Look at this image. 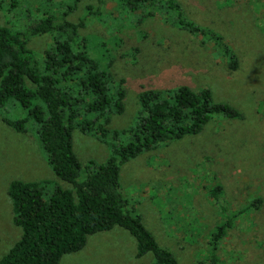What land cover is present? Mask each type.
I'll return each mask as SVG.
<instances>
[{
  "label": "rangeland",
  "instance_id": "rangeland-1",
  "mask_svg": "<svg viewBox=\"0 0 264 264\" xmlns=\"http://www.w3.org/2000/svg\"><path fill=\"white\" fill-rule=\"evenodd\" d=\"M258 1L173 0L176 13L165 0L134 8L119 0H77L72 9L70 0H0V24L24 40L38 70H43L44 52L62 36L56 31L31 34L29 24L45 11L55 20L77 22L87 4L98 6L78 36L86 39L87 54L110 71L109 95L119 85L123 88V108L110 114L105 140L73 124L79 178L88 160L103 163L110 154L112 131L133 124L141 110L137 95L143 89L168 95L178 84L193 92L205 86L215 100L236 108V117H211L198 132L154 145L120 166L119 188L128 209L140 215L178 264L205 258L209 236L224 219L221 208L232 217L215 250L221 263L264 264V20ZM178 20L222 36L238 68H228V57L212 38L190 32ZM57 86L74 96L70 107L81 120L92 96L77 94L69 79L59 78ZM25 116L11 100L0 108V255L20 231L6 194L9 180L37 182L43 200L53 193L54 184L70 187L52 173L41 148L39 125L27 120L15 130L8 124ZM119 140L125 141V136ZM215 186L217 198L211 195ZM134 248L133 238L113 227L88 235L81 249L63 254L57 264L153 263L150 253L136 258Z\"/></svg>",
  "mask_w": 264,
  "mask_h": 264
},
{
  "label": "trees",
  "instance_id": "trees-1",
  "mask_svg": "<svg viewBox=\"0 0 264 264\" xmlns=\"http://www.w3.org/2000/svg\"><path fill=\"white\" fill-rule=\"evenodd\" d=\"M70 1L68 7L72 9L77 0ZM119 1L134 8L138 4L147 7L156 0ZM165 2L178 13V5L173 0ZM258 2L264 20V0ZM84 10L77 22L55 20L52 13L45 11L38 21L29 24L31 34L56 31L62 36L54 38V48L44 52L43 70L33 67L35 54L19 34L0 24V108L11 100L26 112L25 118L8 122L15 130H21L27 120L39 125L41 148L52 173L70 185L63 188L54 184L53 193L43 200L37 182L9 180L6 194L12 221L20 231L18 238L0 255V264H57L63 254L81 249L88 235L113 227L124 229L133 238L136 258L150 253L154 258L151 264H178L167 249L159 246L140 215L128 209L119 188L120 166L154 145L198 132L211 117L233 118L238 111L225 101L215 100L205 86L193 92L187 85L178 84L168 95L143 89L137 95L141 110L133 124L113 130L110 154L103 163L88 160L84 175L79 178V162L72 147L73 124L82 131L94 130L97 138L105 140L109 116L122 111L124 95L120 85L109 95L110 71L87 54L86 39L78 36V29L84 26L88 16L98 11V6L87 4ZM178 23L192 33L212 38L228 57V68H238V60L222 36L215 32L209 34V30L204 31L190 22L178 20ZM73 46L77 47L76 52ZM59 78L74 82L77 94L92 96L81 120L77 119L78 112L70 107L74 96L57 86ZM122 135L125 141L119 140ZM218 189L215 186L211 190L212 197L217 198ZM221 214L224 219L209 236L205 258L195 264H222L215 250L231 227L232 217L224 208Z\"/></svg>",
  "mask_w": 264,
  "mask_h": 264
}]
</instances>
